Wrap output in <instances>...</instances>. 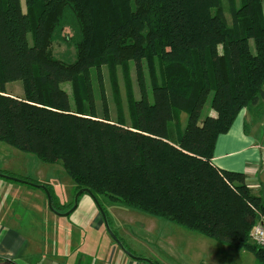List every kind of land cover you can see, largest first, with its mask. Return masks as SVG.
I'll return each instance as SVG.
<instances>
[{
    "label": "trees",
    "instance_id": "obj_1",
    "mask_svg": "<svg viewBox=\"0 0 264 264\" xmlns=\"http://www.w3.org/2000/svg\"><path fill=\"white\" fill-rule=\"evenodd\" d=\"M22 1L0 0V142L60 164L71 196L88 189L106 217L104 202L126 207L264 264L250 239L264 228L263 197L211 163L217 137L264 101V0H226L228 18L221 0ZM55 43L69 58L51 53ZM16 81L21 97L5 92ZM209 96L213 115L201 119ZM178 112L187 121L173 133ZM44 186L52 209L71 208Z\"/></svg>",
    "mask_w": 264,
    "mask_h": 264
},
{
    "label": "rangeland",
    "instance_id": "obj_2",
    "mask_svg": "<svg viewBox=\"0 0 264 264\" xmlns=\"http://www.w3.org/2000/svg\"><path fill=\"white\" fill-rule=\"evenodd\" d=\"M21 6L24 8V4L22 0ZM223 1V8L225 12L227 11V1ZM236 4H238L239 0H235ZM228 18L227 12L225 13ZM68 32V31H67ZM250 50L253 51L252 41H249ZM51 53L58 57L67 56L69 58V54H72V49L67 47L64 44L55 43L51 48ZM106 70L103 69V83L104 84V96L105 102L108 108V113L111 119L116 118L115 114V106L113 103V98L111 96V89L108 83V75ZM129 76L131 77L132 84L135 82L134 73L130 71ZM124 80L121 72H118V86L120 88V96L122 98V102L124 99L123 91H124ZM64 89H68L69 86L62 85ZM5 92L14 97L22 96V86L19 81L8 83L5 85ZM134 95L138 97L137 89L134 88ZM100 100V99H99ZM98 99L96 100L97 104V114L98 116H102L103 111ZM210 96L208 97L206 104L201 110V119L204 116H208L211 114V110L209 108ZM256 110H252L249 112V122L247 129L250 133L254 134L255 127L259 128L261 138H264V101ZM124 105V102H123ZM125 105L123 106V108ZM124 114L125 112V108ZM176 122L173 121L169 124L170 130L173 133H177L175 130H184L187 121V115L183 112L179 113L176 117ZM256 123L254 127L253 124ZM258 133V132H257ZM3 172V173H1ZM8 175L13 178L25 177L30 183H35L38 185H48V187L53 192V197H56L57 206L59 209L63 210V207L69 204L72 200L73 196H71L73 182L66 175L63 168L60 164H48L38 161L37 158L30 153H26L25 151H19L14 149L3 142H0V175ZM0 182L4 188H0V198L5 201L6 204L12 203L13 205L8 204V207L13 206L14 213L20 216V223L22 228L21 235H25L29 237L30 241H35L34 243H48L52 245L55 249L60 245V241H69L71 235L73 233L87 235V239H92L94 242H99L103 239L110 247L113 246L115 248V252L117 250L116 245L112 244L109 238L103 232L101 235H97V233H93L88 231L85 233L81 230L73 232L72 228L69 227V223L66 221L67 217H53L51 212H49L46 208V197L44 192L40 189L34 188L29 185L16 183L10 180L0 178ZM9 186H13L12 188H8ZM15 195L14 199L12 198ZM83 195L80 197V199ZM41 204V209L40 208ZM109 204V203H108ZM43 206V209H42ZM107 216L110 221L111 228L116 234L122 239L125 245L135 254L144 255L146 254L145 249H139V246L135 247L129 243L130 241H134L133 243H138L142 245L143 243L153 242L154 246L159 249L163 244L159 241L168 243L170 240H173L174 246L171 247L172 250L175 249L173 259L175 264H254L253 256L251 253H247L244 251V254L241 253L243 251H237L233 248H230L226 245H222L213 240H210L202 235H199L194 232L187 231L182 229L181 227L174 225L164 219L151 217L150 215H146L131 209H127L126 207L121 206H110V208H105ZM51 213V214H50ZM52 221V222H51ZM65 224L67 229L66 232L64 229H61L63 226L58 225V223ZM160 228H169L172 232L168 231L164 237H158L157 229ZM26 229V230H25ZM155 238H151L148 234H151ZM52 236V238H49ZM99 236V237H98ZM141 236V238H140ZM48 238V239H46ZM199 242V243H197ZM181 246L179 247V245ZM177 245V246H175ZM45 255V252H43ZM149 257V256H147ZM250 262V263H249ZM171 264V263H169Z\"/></svg>",
    "mask_w": 264,
    "mask_h": 264
},
{
    "label": "crops",
    "instance_id": "obj_3",
    "mask_svg": "<svg viewBox=\"0 0 264 264\" xmlns=\"http://www.w3.org/2000/svg\"><path fill=\"white\" fill-rule=\"evenodd\" d=\"M248 114L246 110H241L230 129L225 134L217 137L211 163L219 170L243 174L247 187L251 192L256 196L261 195L264 199V153L262 151L264 138L259 139L261 133L260 130H257L259 128L255 127L256 123L253 124L255 127L254 134L249 132L247 129ZM210 115H213V113L211 112ZM19 178L25 180V177ZM2 185L4 184L0 182V188H4ZM12 187L9 186L8 188ZM14 197L15 195L10 199L16 200ZM11 202L8 204L13 205L14 201ZM8 204L0 198V260L2 261H8L10 264H146L128 258L117 246H115L117 247L115 252V248L110 247V244L103 239L100 242L99 240L94 242L90 238L88 240L87 235L84 236L80 233H73L69 241H60V245L56 249L48 243H34L35 241H30L28 236L21 235L24 228L21 226L20 216L16 215L12 211L13 206L8 207ZM110 206L112 205L104 202L105 208L109 209ZM95 207L89 196L83 195L81 199H78L76 209L66 220L73 232L81 230L85 233H88V231L95 232L99 236L101 232L105 234L101 216ZM51 215L59 217L54 214ZM58 225L63 226L61 229L66 232L67 227L65 224L59 222ZM111 230L113 231L112 228ZM157 230L158 237H164L168 231L172 232L169 228ZM148 235L155 238L152 233ZM106 236L109 238L107 233ZM49 238H52V236H49ZM119 238L124 243L122 236ZM109 240L112 244L114 243L110 238ZM134 240H129V243L135 247L139 246V249H145L147 252L144 255L135 253L134 256L148 259L154 264H175L173 257L177 251L171 249L174 246L173 240L168 243L162 242V240L159 241L163 243L159 249L154 246L152 241L139 245L133 243ZM43 252H45V255ZM241 253L244 254V251ZM252 263L256 264L255 261H252Z\"/></svg>",
    "mask_w": 264,
    "mask_h": 264
},
{
    "label": "water",
    "instance_id": "obj_4",
    "mask_svg": "<svg viewBox=\"0 0 264 264\" xmlns=\"http://www.w3.org/2000/svg\"><path fill=\"white\" fill-rule=\"evenodd\" d=\"M0 178L2 179H6V180H10V181H13V182H16V183H20V184H27L29 186H32L34 188H37V189H40L44 192L45 196L46 197V203H47V210H49L52 214H54L55 216H59V217H67L69 215H71L74 210L76 209L77 207V202H78V199L81 197V195H86V196H89L91 198V200L93 201L94 205L96 206L95 208H97L100 216H101V220L103 222V226L105 228V232L107 233V235L109 236V238L114 242L113 244H115L119 250H121V252L123 254H125V256H128V258L132 259V260H135V261H140V262H145L146 264H154L153 262H151L150 260L148 259H144V258H139V257H136L134 255H132L122 244L121 242L118 240V238L115 236V234L113 233V231L111 230L109 224H108V221H107V217L104 213V211L102 210V208L100 207L97 199H95L93 197V195H91L90 191L88 189H80L76 192V194H74L73 196V202H72V206L71 208H69L67 211L65 212H58L54 209H52V201H51V197H50V193L48 191V189L44 186V185H38V184H35V183H30L26 180H22V179H18V178H13L11 176H8V175H4V174H1L0 175Z\"/></svg>",
    "mask_w": 264,
    "mask_h": 264
},
{
    "label": "built area",
    "instance_id": "obj_5",
    "mask_svg": "<svg viewBox=\"0 0 264 264\" xmlns=\"http://www.w3.org/2000/svg\"><path fill=\"white\" fill-rule=\"evenodd\" d=\"M262 151L264 153V148ZM250 239L255 245L264 246V228L260 221L254 225V228L250 233Z\"/></svg>",
    "mask_w": 264,
    "mask_h": 264
}]
</instances>
